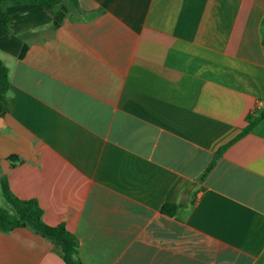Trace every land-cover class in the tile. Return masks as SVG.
Segmentation results:
<instances>
[{
	"label": "crops",
	"instance_id": "obj_1",
	"mask_svg": "<svg viewBox=\"0 0 264 264\" xmlns=\"http://www.w3.org/2000/svg\"><path fill=\"white\" fill-rule=\"evenodd\" d=\"M7 9L0 175L83 264H264V118L206 172L264 108V0H76L56 28ZM0 264L66 263L16 227Z\"/></svg>",
	"mask_w": 264,
	"mask_h": 264
},
{
	"label": "trees",
	"instance_id": "obj_2",
	"mask_svg": "<svg viewBox=\"0 0 264 264\" xmlns=\"http://www.w3.org/2000/svg\"><path fill=\"white\" fill-rule=\"evenodd\" d=\"M22 3H34L46 10L52 16V27L56 28L62 23L69 9L76 5V0H0V21L4 30H8L10 19L8 6ZM261 29L263 34L262 42L264 44V16L261 20ZM8 86L7 68L0 59V115L7 111ZM262 118H264V108L258 112L256 109L250 115H247L246 125L229 142L216 149L212 161L206 168V172L229 143L247 133ZM7 159L10 166L20 161L16 155H10ZM0 193L4 199V204L0 205L1 232H8L16 227L28 228L48 239L66 264H83L77 254L78 244L74 234L66 228L63 222L55 225L44 222L42 218L43 209L38 201L35 198L18 197L11 190L8 178L4 173L0 175ZM177 207L178 204L167 202L162 205L161 211L168 215H173Z\"/></svg>",
	"mask_w": 264,
	"mask_h": 264
},
{
	"label": "built area",
	"instance_id": "obj_3",
	"mask_svg": "<svg viewBox=\"0 0 264 264\" xmlns=\"http://www.w3.org/2000/svg\"><path fill=\"white\" fill-rule=\"evenodd\" d=\"M262 105V102L261 101H258L257 104H256V107H260Z\"/></svg>",
	"mask_w": 264,
	"mask_h": 264
}]
</instances>
